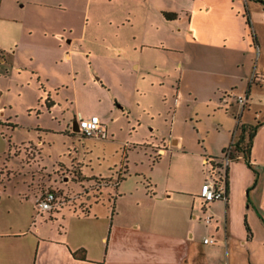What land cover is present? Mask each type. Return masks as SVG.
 <instances>
[{"label": "rangeland", "instance_id": "1", "mask_svg": "<svg viewBox=\"0 0 264 264\" xmlns=\"http://www.w3.org/2000/svg\"><path fill=\"white\" fill-rule=\"evenodd\" d=\"M189 2L0 0V43L5 44L7 52L12 51L10 44L14 38L21 44L16 69L11 70V66L8 71L4 69L8 57L5 64H0L3 71L0 73V113L6 118V122H0L4 131L1 139L4 136L12 148L10 156L9 151L0 156V165L6 161L13 168L9 188L1 191L0 229L28 228L31 220L27 219L30 212L36 211V204L32 196L18 193L21 188L32 191L28 189V180L38 182L41 177L51 180L58 187L57 194L71 202L78 198L77 191L84 178L86 181L96 178L95 187L116 184L121 179L122 167L115 179L95 175L110 176L123 163L127 164L128 172L121 190L144 185V174L149 173L164 182L170 175L172 183L189 186L204 178L207 166L186 150L208 140H220L216 123L224 111L214 110L213 103L206 99L217 90L218 83L228 84L232 74L225 78L216 72L219 54L203 49L179 29L180 24L187 22L186 14L175 19L164 14L166 7L186 8ZM251 9L261 37L256 62L262 71L264 6L252 3ZM72 36L84 52L76 55L75 71L79 74L70 69L68 59L60 57L64 50L57 46L61 39L70 44ZM24 41L29 46L22 52ZM90 51L102 53V59H107L105 55L115 56L113 60L107 59L108 62L103 60V65L124 79L126 72L122 74L119 70L124 68L120 58L126 56L141 62L140 69L130 68L131 74H138L136 91L122 86L110 99L107 92L92 85L87 67L92 65L97 78L100 73L94 69L98 67ZM225 63L226 70L220 67L221 72L247 73V67L238 69L232 61ZM35 66L42 68L48 79L43 76L40 79ZM76 76L79 89L73 84ZM263 79L262 73L259 80ZM230 90L233 99L240 91L239 88ZM176 98L180 99V107L175 112ZM92 110L105 119L109 130L106 137H88L72 131L74 118L87 116ZM179 136L184 138L187 149L173 144V139ZM157 145H166L169 149L154 162ZM29 153L31 165L25 160ZM28 168L32 170L27 171ZM114 186L106 187V192L115 193ZM81 190L79 193H84ZM101 204L108 206L107 201ZM203 237L196 233V240L202 242Z\"/></svg>", "mask_w": 264, "mask_h": 264}, {"label": "crops", "instance_id": "2", "mask_svg": "<svg viewBox=\"0 0 264 264\" xmlns=\"http://www.w3.org/2000/svg\"><path fill=\"white\" fill-rule=\"evenodd\" d=\"M252 3L264 6L259 0H190L186 8L170 6L165 9V12L175 13L170 17L164 13L169 19L186 14L187 22L180 24L179 29L203 49L219 54L216 72L225 78L232 74L228 84L218 83V91H213L206 99L213 103L214 110L224 111L216 123L220 128V140H208L203 145L187 149L182 136L173 139V144L191 151L200 164L207 166L204 178L189 186L172 183L170 175L164 182L149 173L144 174V185L121 190L128 172L127 164L123 163L110 176L95 175L115 179L122 167L118 184H110L115 185V193L106 192L105 188L110 185L105 183L95 187L96 178L92 181L84 178L81 187L84 193L80 194L81 189L78 190L76 200L67 202L58 195L56 206L44 211L37 207L38 197L46 190L58 187L42 177L38 182L28 180V189L32 191L21 188L18 193L28 198L32 196L36 211L30 212L27 220L31 222L27 229L13 226L0 229V264H264V79L259 80L264 70L260 71L256 62L261 37L255 27ZM173 30L177 31L176 28ZM75 40L76 37L72 36L68 44L61 39L57 45L64 50L60 57L68 59L70 69L74 71L78 68L76 55L83 52ZM28 43L24 41L22 52L26 51ZM20 45L14 38L10 44L12 51L7 52L5 44L0 43V64H5L8 57L6 71L10 66L11 70L16 69ZM89 54L98 67L94 68L95 71L100 73L97 78L92 65L87 67L92 85L107 92L110 99L122 86L136 91L138 74H131L130 68L140 69L141 62L121 57L124 68L119 67V70L122 74L126 72L124 79L113 75L103 65V60H113L115 56L105 55L107 59H102V53L90 51ZM225 61H232L238 69L247 67V73L221 72L220 67L226 70ZM34 68L40 79L42 76L48 79L42 68ZM74 80L73 84L79 89V78L76 76ZM231 88L240 89L234 99L229 94ZM240 94H248L245 106L238 101ZM175 101L176 112L180 99ZM2 114L0 122H6ZM91 114L98 112L92 110L88 115ZM257 123L249 160L241 153L227 166L228 199L206 201L201 189L204 181L212 176L208 171L213 167L210 159L220 156L216 161L222 162L223 150L238 139L243 126ZM72 131L82 134L73 126ZM108 131L107 125V135ZM1 134L4 135V131L0 128V156H5L8 151L10 156L12 148L4 136L1 139ZM154 147L153 161L157 162L169 148L166 145ZM158 152L161 156L156 159ZM29 155L25 160H31L32 154ZM30 170L32 168L27 171ZM11 171L13 168L6 161L0 165V198L1 191L9 188ZM103 201H107L108 206L101 204ZM207 215L212 216L210 222L206 221ZM196 233L204 235L202 242L196 240ZM208 236L215 237V243L219 245L205 242L204 238Z\"/></svg>", "mask_w": 264, "mask_h": 264}, {"label": "built area", "instance_id": "3", "mask_svg": "<svg viewBox=\"0 0 264 264\" xmlns=\"http://www.w3.org/2000/svg\"><path fill=\"white\" fill-rule=\"evenodd\" d=\"M257 48L259 50V45L257 44ZM259 52V51H258ZM238 101L245 106L248 102V94H240L238 96ZM78 123L80 127V131L85 136H96V137H106L107 136V125L106 122L101 118L99 114H91L88 116H81L78 118ZM235 151L234 144H230L226 151L224 152L222 164V179H220V175L215 174L217 168L212 167L213 170L208 171L212 173V176L207 178L202 184L201 195L206 201H211L214 199H228L227 191H226V172L227 166L229 162L233 159V153ZM58 202V194L57 190L49 189L46 190L40 197L37 199V207L39 211L53 209ZM212 219L211 215L206 216V221L210 222ZM205 242L215 243L217 239L215 237H205ZM228 264V263H222Z\"/></svg>", "mask_w": 264, "mask_h": 264}, {"label": "trees", "instance_id": "4", "mask_svg": "<svg viewBox=\"0 0 264 264\" xmlns=\"http://www.w3.org/2000/svg\"><path fill=\"white\" fill-rule=\"evenodd\" d=\"M264 4V0H259ZM165 14L170 17L175 15V13H170V12H165ZM258 123L254 126H249V127H244L243 126V130L241 132V134L239 135L238 139L233 142L234 146H235V151L233 153V159L238 158L240 156V154L242 153L243 156L249 160V155H250V151H251V146H252V141H253V137L255 134V130L258 127ZM226 151V148L223 150V154ZM222 154V155H223ZM161 156V152H158L157 154H155V158L158 159ZM213 158L210 159V162L213 164V166L215 168H217V171H215L214 173L217 175H220V179H222V169H223V164L220 161H216V159L220 158V156H212ZM208 163V162H207ZM212 171L213 168H210ZM226 179V178H225ZM118 182V181H117ZM118 184V183H117Z\"/></svg>", "mask_w": 264, "mask_h": 264}, {"label": "water", "instance_id": "5", "mask_svg": "<svg viewBox=\"0 0 264 264\" xmlns=\"http://www.w3.org/2000/svg\"><path fill=\"white\" fill-rule=\"evenodd\" d=\"M73 129L76 130V131H79L80 130V127H79V123H78V119L75 118L73 120Z\"/></svg>", "mask_w": 264, "mask_h": 264}, {"label": "flooded vegetation", "instance_id": "6", "mask_svg": "<svg viewBox=\"0 0 264 264\" xmlns=\"http://www.w3.org/2000/svg\"><path fill=\"white\" fill-rule=\"evenodd\" d=\"M79 132H81V131L79 130Z\"/></svg>", "mask_w": 264, "mask_h": 264}]
</instances>
